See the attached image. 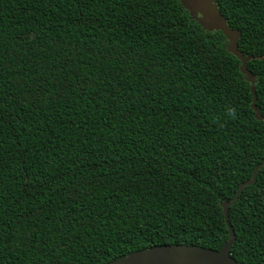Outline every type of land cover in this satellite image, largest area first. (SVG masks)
<instances>
[{
	"label": "trees",
	"instance_id": "16d2710c",
	"mask_svg": "<svg viewBox=\"0 0 264 264\" xmlns=\"http://www.w3.org/2000/svg\"><path fill=\"white\" fill-rule=\"evenodd\" d=\"M215 2L264 116V0ZM227 46L181 0H0V264L223 247L264 160ZM229 223L235 261L264 264V166Z\"/></svg>",
	"mask_w": 264,
	"mask_h": 264
},
{
	"label": "water",
	"instance_id": "95a60500",
	"mask_svg": "<svg viewBox=\"0 0 264 264\" xmlns=\"http://www.w3.org/2000/svg\"><path fill=\"white\" fill-rule=\"evenodd\" d=\"M181 2L205 30L221 31L225 35L228 40L229 52L240 60L241 72L246 75L247 81L251 83V91L254 97L252 107L255 109V117L258 120H264L260 110L255 108L257 97L254 92V85L256 80L255 76L247 69V62L250 57L244 56L238 49L240 32L228 26L227 20L221 14L215 0H181ZM263 166L264 160L255 167L251 178L239 185L234 198L222 203L225 220L229 227V238L220 249L187 244H162L131 252L107 264H239L231 256L235 233L229 223V208L236 204L246 186L255 183L257 173Z\"/></svg>",
	"mask_w": 264,
	"mask_h": 264
}]
</instances>
